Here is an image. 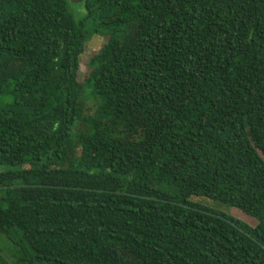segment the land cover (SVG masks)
<instances>
[{"label":"trees","instance_id":"1","mask_svg":"<svg viewBox=\"0 0 264 264\" xmlns=\"http://www.w3.org/2000/svg\"><path fill=\"white\" fill-rule=\"evenodd\" d=\"M81 4L0 0V264H264V0Z\"/></svg>","mask_w":264,"mask_h":264},{"label":"rangeland","instance_id":"2","mask_svg":"<svg viewBox=\"0 0 264 264\" xmlns=\"http://www.w3.org/2000/svg\"><path fill=\"white\" fill-rule=\"evenodd\" d=\"M83 1V0H82ZM68 2L71 4L70 11L74 18L78 20L81 18L80 16L85 13V9L83 5L80 3H72L70 0ZM107 37H102L101 35L91 34L88 38L87 42L85 43V50L80 56V65H79V71H78V82L81 84L82 87V102L85 107L86 115H91L97 109L98 106V99L93 98L90 95V88L88 86L86 77L89 72V62L90 59L93 57L94 54H96L99 49L102 47V45L106 42ZM191 201L196 203L202 208H205L207 210L223 214L229 217H232L236 220L241 221L242 223H245L249 226H254L255 221L246 215H244L242 212L235 208H230L224 204H221L216 201H212L207 198L203 197H193L191 198ZM1 254L8 259V252L1 251Z\"/></svg>","mask_w":264,"mask_h":264},{"label":"water","instance_id":"3","mask_svg":"<svg viewBox=\"0 0 264 264\" xmlns=\"http://www.w3.org/2000/svg\"><path fill=\"white\" fill-rule=\"evenodd\" d=\"M70 2H72V3H80V2H82V0H70ZM16 187H20V186H18V185L4 186V187H0V189H13V188H16Z\"/></svg>","mask_w":264,"mask_h":264}]
</instances>
